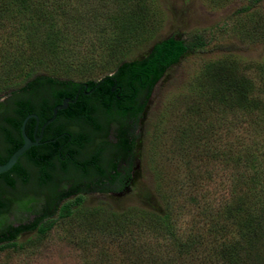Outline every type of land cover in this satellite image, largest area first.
I'll use <instances>...</instances> for the list:
<instances>
[{"label":"rangeland","instance_id":"obj_1","mask_svg":"<svg viewBox=\"0 0 264 264\" xmlns=\"http://www.w3.org/2000/svg\"><path fill=\"white\" fill-rule=\"evenodd\" d=\"M38 1L12 0L0 15V100L30 75L48 70L45 51L44 62L30 63L28 56L31 46L41 49L49 22L59 28L54 41L62 58L79 64L72 77L86 81L112 73L115 40L127 23L149 16L137 0H66L51 14L49 6L36 10ZM247 1L156 0V30L122 59L142 56L153 41L168 35L200 34L206 44L185 54L149 93L139 95L144 107L134 128L138 160L128 191L115 197L92 192L80 212L57 218L43 236L35 230L20 234L21 246L0 251V264H264V191L257 201L246 184L251 151L264 156V147L256 150L264 131L250 114L206 93L225 75L243 85L248 96L262 89L264 0L240 12ZM218 59L219 70L204 82L207 91L194 90L202 66ZM25 190L37 203L51 201L42 188ZM242 212L244 235L237 226ZM165 213L172 231L163 228ZM32 217L13 213L9 220L16 224Z\"/></svg>","mask_w":264,"mask_h":264},{"label":"trees","instance_id":"obj_2","mask_svg":"<svg viewBox=\"0 0 264 264\" xmlns=\"http://www.w3.org/2000/svg\"><path fill=\"white\" fill-rule=\"evenodd\" d=\"M259 1L248 0L244 6L239 8V11L247 12ZM137 2L149 16L146 20L144 18L135 23H127L126 31L118 39L116 38L110 52L109 61L114 65L112 73L95 80L79 81L72 77V72L76 71L79 64L73 60L67 62L62 58L63 50H59L54 41L57 39L59 28L55 22H49L48 32L42 36L40 41L41 49L31 46V53L28 56L30 63H34L40 60L44 62L43 57L45 54L48 55V70L46 73L30 75L17 91L0 100V163L5 162L10 154L22 144L20 125L28 113H35L38 116L40 127L51 114L50 110L53 105H49L50 100L56 103L64 97L74 98L75 90L78 87H85L86 90L93 89L92 97H80L75 100L74 105L70 104V107L73 109L77 105L81 119L97 126L98 121L91 115L93 110L89 104L100 105L109 121L114 120L119 123L118 141L113 144L115 151L118 153L126 151L130 158L135 154L138 135L134 133V128L144 107V102L139 103L137 100L139 95L142 92L149 93L164 72L185 54L199 51L206 44L200 34H193L189 39L168 35L153 41L142 56L134 59H122L134 46L148 40L159 24V18H155L159 15L156 0H137ZM65 4L66 0H50L48 4L47 2L44 4V0H42L35 2L33 6L36 10L41 9L44 5L49 6L51 14L52 8L59 9ZM11 6L12 0H0V15L8 11ZM147 19H151V21L148 22ZM152 19L154 20L152 21ZM146 21L150 23L149 26H146ZM32 39L28 37V41L31 43ZM52 59H56V62H52ZM221 63L218 59L209 61L202 66L194 78L193 89L203 90L205 93L207 90L203 86L204 82L207 83L208 79L212 81L214 71L219 70ZM258 70L262 77L260 80L262 89L250 93V96L244 91L243 85L230 78V75H225L219 86L213 87L212 85V91L208 89L206 93L209 94L211 100L220 101L219 96H222V103L225 106H234L240 108L242 114H250L253 116L250 120L256 123V126L260 122V127L264 131V58L258 63ZM114 107H117L118 116L114 115ZM124 120L125 128L121 123ZM34 124V118H29L26 121L25 133L27 135L31 136ZM262 140V142L256 143V150L263 149L264 135ZM55 150L56 146L54 145L51 146L49 152H55ZM251 153V172L246 184L256 197L255 200L258 201L264 191V156L257 154L255 148ZM45 159L46 149L43 146H32L19 157L8 171L0 173V251L21 246L17 238L26 231L35 230L38 237H41L52 227L57 218H65L75 211L80 212L83 196L79 190L75 192L71 189H62L57 191L56 195L51 196L50 202L39 203L25 190L28 188L30 180V166L34 168V176L37 180L35 187H43L47 175ZM114 167L115 164L112 166L113 170ZM97 176V190L106 192L107 190L103 186L104 174ZM114 176L113 174L112 178ZM73 193H76L75 198L71 197ZM13 213L32 215L33 217L30 220H20L13 224L9 220ZM54 215L55 218H53ZM162 219L164 221L163 228L166 231H172L168 214L165 213ZM241 221L237 223V226L241 234L244 235L247 221L243 212ZM261 237L263 240V233H261Z\"/></svg>","mask_w":264,"mask_h":264},{"label":"flooded vegetation","instance_id":"obj_3","mask_svg":"<svg viewBox=\"0 0 264 264\" xmlns=\"http://www.w3.org/2000/svg\"><path fill=\"white\" fill-rule=\"evenodd\" d=\"M92 92L93 89L86 90L85 87H78L74 98L71 99L75 102L80 97L89 98L92 97ZM62 100L56 103L50 100L49 105L53 106L49 117L52 115L54 106L60 104ZM74 102L68 103L65 109L57 110L54 120L44 127L39 143L33 145L43 146L46 149L45 172L47 175L42 189L48 195L47 197L56 195V192L62 189H71L75 192L79 190L83 196L82 202L85 196L94 191L99 194L118 196L119 192L128 188L136 174L134 172L138 160L136 151L131 158L126 151L120 153L115 151L113 144L118 141L119 123L114 120L109 121L100 105L89 104L93 110L91 115L98 121V125L95 126L81 119L77 105L73 109L70 107V104ZM114 115L118 116L117 107H114ZM121 123L125 128V120ZM38 134L39 126L35 135ZM33 135L32 130L31 136H28L33 138ZM54 145L55 152H49ZM113 164H115L114 170ZM29 171L28 187L31 188L37 185V180L32 166ZM98 174L105 176L103 186L106 192L97 190ZM113 174L114 178H112ZM71 197L75 198L76 193L71 194Z\"/></svg>","mask_w":264,"mask_h":264},{"label":"water","instance_id":"obj_4","mask_svg":"<svg viewBox=\"0 0 264 264\" xmlns=\"http://www.w3.org/2000/svg\"><path fill=\"white\" fill-rule=\"evenodd\" d=\"M74 102V99H71L69 97H65L62 102L56 106H54V108L52 109V115L51 117H49L47 120H45L39 127V134L35 135L38 126H39V119L38 116L35 113H28L22 120L21 125H20V132H21V136H22V144L17 147L11 154L10 156L7 158V160L3 163H0V173H4L6 171H8L19 159V157L21 155H23L25 153V151L33 146V145H37L39 143V140L42 136V132L44 127L49 124L50 122H52L56 116V112L57 110L60 109H65L68 105V103H72ZM29 118H34L35 119V124H34V128H33V138H30L26 133H25V123ZM128 188L125 189L123 192H127ZM123 192H119L118 195H122Z\"/></svg>","mask_w":264,"mask_h":264}]
</instances>
